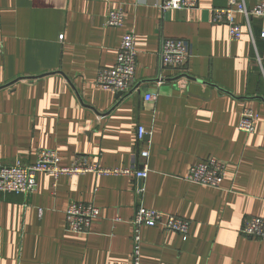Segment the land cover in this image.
I'll use <instances>...</instances> for the list:
<instances>
[{
	"label": "crops",
	"instance_id": "0c3cea01",
	"mask_svg": "<svg viewBox=\"0 0 264 264\" xmlns=\"http://www.w3.org/2000/svg\"><path fill=\"white\" fill-rule=\"evenodd\" d=\"M252 8L258 0H245ZM163 0H0V158L35 163L58 150L62 165L78 156L90 164L127 168L149 149L146 208L191 221L176 231L143 226L141 264H264V238L241 233L264 217V18L237 13L242 37L212 21L215 0L192 9L163 10ZM122 7L125 25H106ZM136 35L135 87L124 100L96 84L117 60L123 34ZM63 35V39L60 36ZM165 38L189 40L185 68L160 63ZM147 89V92L143 91ZM146 94H157L147 101ZM245 107L259 114L255 131L238 124ZM151 131L139 142L138 128ZM214 156L226 165L214 188L189 172ZM72 202L101 210L89 232L68 229ZM135 180L95 172H40L29 195L0 194V264H132Z\"/></svg>",
	"mask_w": 264,
	"mask_h": 264
},
{
	"label": "built area",
	"instance_id": "2783aa9c",
	"mask_svg": "<svg viewBox=\"0 0 264 264\" xmlns=\"http://www.w3.org/2000/svg\"><path fill=\"white\" fill-rule=\"evenodd\" d=\"M198 6V0H163V10L192 9ZM242 14L249 30L251 31L252 19L254 17L264 18V0H258L252 8L248 7L245 0H228L226 8H213L212 21L215 24H226L229 28V38L232 41L240 40L242 37V25L237 23L235 15ZM106 25L122 28L125 25V12L120 6L110 9ZM264 37V32L262 33ZM63 39V35L60 36ZM255 45V38L252 34ZM192 50L189 40L165 38L161 42L159 52L160 63L164 68H185L191 58ZM258 63L263 66L264 56L257 55ZM137 69L136 35L131 30L123 34L121 45L118 49L117 60L113 67L103 68L98 72L96 84L105 89H111L123 95L130 93L135 88ZM157 94H146L145 99L155 100ZM259 120V114L251 107H245L241 112L238 127L246 133H253ZM151 131L143 126L138 128V145L149 136ZM149 149H138L137 157L143 160L142 166L135 162L127 168L101 167L99 164H90L85 156H78L70 165L61 164V156L58 150L42 149L38 152L35 163H26L22 160L12 165L4 164L0 158V194L17 193L29 195L37 187V178L40 172L52 175L57 181L61 176L71 177L77 174L95 172L105 175H128L135 180V192L138 196V205L132 224L133 252L132 264H141V228L143 226L155 227L161 225L165 229L173 230L187 238L190 231L191 221L187 218L169 214L155 209L146 208L142 203L145 190L144 182L148 177ZM226 165L220 159L210 156L193 166L187 176L191 182L214 188L222 184ZM101 210L93 203L72 202L66 211L68 229L75 232H89L93 223L100 217ZM241 233L255 238H264V217H251L245 220Z\"/></svg>",
	"mask_w": 264,
	"mask_h": 264
},
{
	"label": "water",
	"instance_id": "95a60500",
	"mask_svg": "<svg viewBox=\"0 0 264 264\" xmlns=\"http://www.w3.org/2000/svg\"><path fill=\"white\" fill-rule=\"evenodd\" d=\"M215 7L216 8H226L227 7V5H228V0H215ZM137 89V87H135L134 88V90H136ZM133 90V91H134ZM133 91H131V92H133ZM143 91H145V92H147V89L146 88H143ZM131 92L130 93H128V94H125V95H123L121 92H118V93H116V97H117V99H119V101H122V100H124L129 94H131ZM148 137L149 136H145L144 137V140L146 139H148Z\"/></svg>",
	"mask_w": 264,
	"mask_h": 264
}]
</instances>
